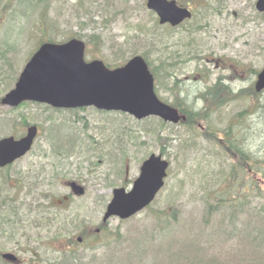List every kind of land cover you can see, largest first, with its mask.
I'll list each match as a JSON object with an SVG mask.
<instances>
[{
	"label": "rangeland",
	"instance_id": "1",
	"mask_svg": "<svg viewBox=\"0 0 264 264\" xmlns=\"http://www.w3.org/2000/svg\"><path fill=\"white\" fill-rule=\"evenodd\" d=\"M86 1L91 2V0ZM94 1L96 4L108 2V0ZM128 1V4L131 5V8L128 6L129 10L133 9L132 6L135 7L130 21L146 23L150 32V35H146L143 40H137L133 47L146 55L145 57L152 67L151 71L154 73L157 94L162 100L172 102L177 99L184 105L194 104V109L198 110L201 108V104L198 103L199 98H197L199 91L212 88L217 77L220 76V81L226 85L221 89L224 90V96L226 95L225 89L231 93L243 90L249 96L248 99L243 96V99L234 100L214 112L213 123L217 125L223 123V126L227 127L231 122L234 124L232 126L234 129L239 127V131L241 125L244 124L249 132L253 129L256 133L264 127V109L251 115L248 112L245 113L243 120L235 117L246 107L251 112L252 104L250 103L254 100L250 87L254 86L256 74L250 70L258 71L264 67V13L256 11L255 0H180L182 3L193 6L195 14L192 20L173 29L159 25L156 18L150 20L148 10L145 6L143 9L140 5L142 0ZM74 3L76 0H53L51 2L49 8L51 18L60 23L62 28L66 26V31L59 28L52 32L56 36L62 37V34H67L70 31H80L84 35L82 39L87 42L90 55L112 64V60L120 62L126 51L118 55L116 53L119 48L117 42L124 39L122 35L127 27L126 20L118 15L111 17L107 14L111 18L94 16V23H90L87 18L85 21L82 19L83 25L78 26V21L75 19ZM2 22H0V42L9 39V42L15 44L13 46L18 48L16 54L20 62L23 61L19 67L21 70L29 58L28 56L33 52L40 33L36 32V29H32L30 16L25 18L16 14ZM46 26L47 24L42 29L49 30ZM148 39L153 41L152 45L148 44ZM130 47L131 45H126L125 50ZM90 55L86 57L89 59ZM129 57L130 55L127 56V58ZM161 61L170 62L171 65L162 69ZM166 70L172 74L171 78L165 75ZM174 78L178 80L177 85L173 84ZM182 104L180 106H183ZM254 106L255 104L252 109ZM2 108L3 110L9 109L6 106ZM11 114L13 117L17 115L19 119L24 115L29 124H36L38 135L33 149L10 165L8 169L2 168L0 176L6 171L9 172L8 175L14 173L12 179L9 176L11 183H14L17 177L25 175V172L27 174L28 168L45 164L48 175L51 174L54 167H57L60 176H65L62 178V183L53 185L54 193L61 194V196L66 194L68 190L64 188V183L68 180H76L84 185L85 194L73 197L64 203L61 214V216L68 215V217L78 214L77 222L80 221L78 227L84 228L88 240L87 243L79 247L71 246L67 250L73 251L75 248L76 253L80 256L88 255L91 247L99 250V245L106 241V238L112 239L111 234L98 239L93 235L94 228H97L101 223L107 201L111 197L112 187H108L107 182L113 180L116 186L131 185L130 183L139 173L142 159L150 152L163 153L170 162L164 188L156 198L154 206L144 209L137 214V217L135 216L131 221L122 224L119 219L111 218L106 224L108 229L114 231L118 229V226L121 227L120 230L131 228L133 226L131 224L136 223L135 219L152 215L153 209L159 208L158 206L162 207L169 193L173 194L175 199L180 200L170 208L172 213H176L181 202L190 200L192 204L196 203L198 197L194 195L195 189L192 187L198 185L197 181L204 174L210 175L217 172L221 161L228 162L227 157L216 156L218 147L199 135L192 134L188 123L161 125L160 119L157 117L138 120L128 113L101 111L94 107L54 110L31 105L22 107ZM50 125L54 128L52 134L55 137L59 133L58 137L61 139H67L73 135L74 138L80 139L76 153L70 155L69 158L52 157L53 143L49 137ZM201 127V125L200 127L196 126L194 129L197 132ZM25 129L23 125L17 123L14 135H22ZM5 132L9 133L10 131L7 129ZM253 137V144H257V138L261 143L264 141V137L257 135ZM189 139L194 140L195 148H186ZM89 148H94L93 152L90 153ZM118 149L125 150L128 155L121 159ZM40 153L46 156L42 162L38 156ZM108 157L111 159L118 157L119 164L116 167H111L112 162L109 163ZM94 161H97L95 166ZM124 165L126 166L125 172L121 175ZM1 186L2 184H0ZM21 196H24V191ZM29 200L30 197H27V201ZM4 210L7 211L5 206L1 207L2 213ZM191 215L194 214L189 209L187 213H183V218L187 220ZM37 231L38 229L32 230L22 226L20 228L16 225V232L12 236L9 229L5 234L0 233L1 252H14L21 256L23 263H26L30 257L28 249L34 248L36 243L40 242L35 240L37 239L42 242L40 243L42 246L39 247L40 256L37 263L43 264L47 259L58 257L60 253L56 251V247H44L46 243L43 238L37 237ZM43 233L44 236L48 235ZM72 234L75 238L78 235L77 230L72 231ZM72 234L62 238L63 244L67 245L68 238ZM103 237L105 238L102 239ZM28 241H31L30 244H27ZM83 262L85 261L82 259Z\"/></svg>",
	"mask_w": 264,
	"mask_h": 264
},
{
	"label": "trees",
	"instance_id": "2",
	"mask_svg": "<svg viewBox=\"0 0 264 264\" xmlns=\"http://www.w3.org/2000/svg\"><path fill=\"white\" fill-rule=\"evenodd\" d=\"M52 1L0 0V6L2 5L0 22L16 14L25 18L30 16L33 23H31L32 29H36V32L40 33L34 50L45 40L59 42L71 37L83 38L84 35L80 31H70L67 34H62V37L56 36L52 32L62 28L61 24L50 16L49 8ZM128 2V0H108L105 4H96L94 0L91 2L76 0V3L73 4L78 26L83 25L82 19L85 21L87 18L90 23H94V16L108 19L118 15L126 20L127 27L122 35L124 39L121 42L116 41L119 46L116 53L118 55L121 52L126 51V53L120 62L112 60V64L108 61L107 65L110 67L120 65L125 62L127 56L138 53L136 47H133L134 43L137 40H143L146 35H150L146 23L130 21L135 7L132 6L133 9L129 10L128 6L131 8V5ZM140 5L144 9V0ZM148 12L150 20L154 19V13ZM107 14L111 17H108ZM193 17L194 15L191 20ZM46 24V28H49L50 31L42 29V27L45 28ZM62 29L66 31V26ZM8 40L0 42V98L13 87L20 72L19 67L23 63V61L20 62L16 54L18 48L14 47L15 44ZM148 42L149 45L153 43L151 39H148ZM126 45H131V47L125 50ZM141 54L146 56L142 52ZM161 63L162 69L171 65L167 61H161ZM151 68L150 66V70ZM250 72L256 74L257 70L251 69ZM165 75L172 77V74L167 70ZM220 79L218 76L212 88L199 91L197 98H199L198 103L201 104V108L198 110L194 109V104L187 103L184 105L177 99L172 102L165 101L179 107L186 114V124L188 123L192 134L199 135L218 147L217 157L228 158V162L225 160L220 162L217 172L210 175L204 174L197 181L198 185L192 187L195 189L194 195L198 197L196 203L192 204L190 200L181 202L178 207L180 210L172 213L170 208L175 203H179L180 200L175 199L176 197L169 193L162 207L158 206L159 208L153 209L152 215L135 219L134 222L136 223L131 224L133 225L131 228L120 230L121 227L118 226V229L112 231L107 228L106 223H100V231L94 232V237L98 239L101 236L106 237L111 234L112 239L106 238L107 240L99 245V250L91 247L88 255L80 256L76 253L75 248L73 251H68L62 242V238L77 230V233L81 235L82 242L80 244L75 240L73 241L74 244H77L75 247H79L84 242L87 243L85 230L82 226L78 227L80 224V221L77 222L78 214L73 217L61 216L66 200L61 194L52 191L53 185L62 183V178L65 176H60L57 167H54L51 174L48 175L44 164L28 168L27 174L25 172V175L17 177L14 183L10 181L15 175L14 173L8 175L9 172L6 171L0 176V184H2L0 187V233L5 234L9 229L12 236L16 232V225L20 228L22 226L32 230L38 229L37 237L44 239L43 241L46 243H43L44 247H56V251L60 253L58 257L47 259L43 264H264V141L261 143L257 138V144H253V139H249L252 135L244 124L241 125L240 131L237 127V133V129L232 127L234 124L231 122L227 127H224L223 123L218 125L213 123L212 115L214 112L224 108L234 100L243 99V96L248 99L249 96L243 90L231 93L228 89H225L226 95L224 96V90H221L224 85ZM177 81V78H174L173 84L177 85ZM173 89L175 90V88ZM250 92L254 100L250 103L252 104L251 112L246 107L235 115L237 119L243 120L247 112L251 115L264 109V89L256 92L251 86ZM179 103L183 106H180ZM31 105L53 109L39 103L23 102L15 108L3 110V106L0 104V136L14 134L17 123L26 127L29 123L24 115L20 116L19 119L17 115L13 117L11 113ZM160 123L161 125L166 124L162 120ZM200 125L202 126L201 129L199 128L196 132L194 128L200 127ZM7 129L10 131L9 133L5 132ZM53 131L54 128L50 125L49 137L53 143L51 153L53 158H69L70 155L77 152L80 141L78 137L74 138L73 135L67 139H61L58 137L60 136L59 133L56 134L57 137L53 136ZM256 135L264 137V127L258 130ZM195 147L194 140L189 139L186 148ZM88 150L91 153L94 148ZM117 151L121 155V159L128 155L125 150L118 149ZM38 156L41 158L40 162L46 157L43 153ZM110 157L112 158V156ZM110 157H108V161H110L109 163L112 162L111 167H116L119 164V158L115 157L113 160ZM93 164L95 166L97 161H94ZM9 167L10 165L5 168L8 169ZM125 168L124 165V171L122 169L121 175L125 172ZM0 171L3 169L0 168ZM108 175L109 171L106 173L107 177ZM194 177L197 176L194 175ZM107 183L108 187L116 184L113 180ZM4 186L5 189H3ZM23 191L24 196L22 197ZM27 197H30L29 201H27ZM155 200L145 209L154 206ZM4 206L7 211L4 210L2 213L1 207ZM189 209L194 215L185 220L183 213H187ZM137 214L120 220V224L131 221L135 216L137 217ZM43 232L48 235L44 236ZM35 240L40 242L36 243L34 248L28 249L30 257L26 263H23L19 255L16 263L6 262L0 255V264H39L37 261L39 260V247L42 246L40 245L42 242ZM30 242L28 241L27 244ZM82 259L85 262L82 263Z\"/></svg>",
	"mask_w": 264,
	"mask_h": 264
},
{
	"label": "water",
	"instance_id": "3",
	"mask_svg": "<svg viewBox=\"0 0 264 264\" xmlns=\"http://www.w3.org/2000/svg\"><path fill=\"white\" fill-rule=\"evenodd\" d=\"M146 7L156 14L159 24L176 26L191 17L190 10L177 5L176 0H146ZM255 8L264 12V0H256ZM84 51V41L77 38L62 43H41L0 103L7 107L18 106L24 101L45 103L54 108L93 106L100 110L122 111L136 119L156 116L170 123L185 118L175 107L158 98L153 75L142 56L135 55L124 65L109 69L100 59L85 61ZM254 87L257 92L264 89V67L257 74ZM37 132V126L32 124L19 138L1 137L0 167L25 155ZM167 167L168 161L161 155L151 154L143 161L130 190L124 187L113 190L102 220L111 216L128 218L147 206L163 186ZM69 184L77 195L84 193L82 185L74 181ZM1 257L11 262L17 260L11 252H4Z\"/></svg>",
	"mask_w": 264,
	"mask_h": 264
},
{
	"label": "flooded vegetation",
	"instance_id": "4",
	"mask_svg": "<svg viewBox=\"0 0 264 264\" xmlns=\"http://www.w3.org/2000/svg\"><path fill=\"white\" fill-rule=\"evenodd\" d=\"M177 2H178V4L179 5H181V6H183V7H186V8H188L191 12H192V14L194 15L195 13V11L193 10V6H190L189 4H187V3H182V1H180V0H176ZM255 2H256V0H255ZM255 2H254V7H255ZM187 21H184L183 23H186ZM182 24H180V25H178V26H175V27H172V29L173 28H176V27H179V26H181ZM223 88H224V86H223Z\"/></svg>",
	"mask_w": 264,
	"mask_h": 264
},
{
	"label": "bare ground",
	"instance_id": "5",
	"mask_svg": "<svg viewBox=\"0 0 264 264\" xmlns=\"http://www.w3.org/2000/svg\"><path fill=\"white\" fill-rule=\"evenodd\" d=\"M249 133H250V135H252L249 139H251V138L253 139V138H254L253 136H256V134H255L256 132H254L253 129H252V131H250ZM249 139H248V140H249Z\"/></svg>",
	"mask_w": 264,
	"mask_h": 264
}]
</instances>
